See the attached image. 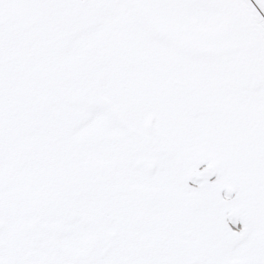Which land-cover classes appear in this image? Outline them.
I'll return each mask as SVG.
<instances>
[{"label": "snow or ice", "instance_id": "obj_1", "mask_svg": "<svg viewBox=\"0 0 264 264\" xmlns=\"http://www.w3.org/2000/svg\"><path fill=\"white\" fill-rule=\"evenodd\" d=\"M0 264H264V0H0Z\"/></svg>", "mask_w": 264, "mask_h": 264}]
</instances>
